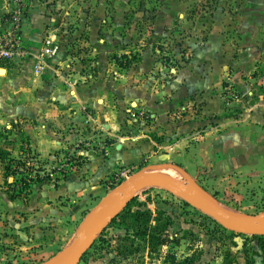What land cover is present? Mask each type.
<instances>
[{"label": "rangeland", "instance_id": "obj_1", "mask_svg": "<svg viewBox=\"0 0 264 264\" xmlns=\"http://www.w3.org/2000/svg\"><path fill=\"white\" fill-rule=\"evenodd\" d=\"M26 1L29 11L31 0ZM37 1L49 20L46 29H53L64 57L67 56L62 71L68 87L91 82L98 75L92 42L106 38L110 43L111 64L114 63V69L107 66L102 75L108 85L122 74L126 75L125 70H130L144 51L162 66L152 68L155 73L144 69L138 73L133 68L134 71L129 73L132 83L147 79L148 83L166 84L191 59H216L219 56L227 61L239 59L240 67H245L248 59L257 63L260 60L256 72L261 80L256 86L259 93L264 92V0ZM84 41L91 48L84 45ZM124 55L132 61L128 68L119 67L113 58L116 56L124 62ZM148 74H153L155 79L149 78ZM230 84L224 81L225 103L240 98V93ZM201 104L195 102L190 107L197 110ZM231 105L222 114L238 119L240 110L235 107L236 103ZM135 108L120 107L133 120L136 119L132 117ZM38 125L35 120L17 118L7 127L0 126V147L8 150L7 160L15 158L24 162L19 167L11 163L13 174L7 178L0 163V264H56L78 235L87 212L106 194L142 172L159 170H148L150 168L144 164L120 169L121 175L112 177L111 174L105 179V190L97 196L58 199L51 194L58 182L56 178H63L61 172L67 175L78 166L82 158L76 149L91 142L74 141L54 151L50 157L36 153L29 145L30 151H25L28 143L23 128ZM76 128L77 124L66 123L58 130L66 135ZM207 171L208 168L204 169L200 175ZM46 175L49 179L44 178ZM226 175L218 180H193L181 173L179 180L194 186L211 203L228 213L247 217L264 214V179L250 182L246 176L237 173ZM20 178L27 182L32 180L22 187ZM21 188L24 195L9 198V194ZM132 198L143 204L141 208L150 210L151 225L159 216L160 223L169 221L164 231L169 241L151 251L147 236L133 237L131 244L130 237L123 239L125 230L113 223L101 232L103 241L98 239L100 233L77 264H172L171 256L178 264H247L248 260L253 264H264V256L257 259L254 254L256 250L261 252L255 236H264V230L256 234L229 230L175 192L153 183L140 185ZM158 211H163L162 217Z\"/></svg>", "mask_w": 264, "mask_h": 264}, {"label": "crops", "instance_id": "obj_2", "mask_svg": "<svg viewBox=\"0 0 264 264\" xmlns=\"http://www.w3.org/2000/svg\"><path fill=\"white\" fill-rule=\"evenodd\" d=\"M7 2L0 0V29ZM29 5L21 36L30 55L21 63L0 62V126L7 127L17 118L35 120L37 127L23 130L29 147L47 157L74 141L91 142L76 149L81 164L54 184L51 194L56 198L97 196L105 190V179L120 167L141 164L148 170L168 166L193 180H218L228 173L246 176L250 182L264 179V92L259 93L256 86L261 80L256 72L260 60L248 59L240 67L239 59H191L171 82L142 79L132 83L133 68L138 73L143 69L155 73L152 68L162 66L143 51L126 75L108 85L102 75L107 66L114 69V63L105 38L92 42L98 75L91 82L68 87L62 48L41 70L35 69L42 39L57 35L46 29L49 20L42 4L31 0ZM82 43L91 48L87 41ZM152 75L148 77L154 80ZM224 81L231 82L241 99L224 102ZM195 102L202 103L197 110L190 107ZM234 103L240 110L238 119L225 117L224 109ZM126 106L140 108L143 116L131 119L120 109ZM66 123L78 128L63 135L58 128Z\"/></svg>", "mask_w": 264, "mask_h": 264}, {"label": "water", "instance_id": "obj_3", "mask_svg": "<svg viewBox=\"0 0 264 264\" xmlns=\"http://www.w3.org/2000/svg\"><path fill=\"white\" fill-rule=\"evenodd\" d=\"M146 183H153L175 192L187 203L210 215L229 230L256 234L264 229V214L247 217L225 212L220 206L202 197L194 186L170 178L161 172L145 171L110 191L85 215L79 226L78 235L56 264H77L95 237L123 210L133 197L135 189Z\"/></svg>", "mask_w": 264, "mask_h": 264}, {"label": "trees", "instance_id": "obj_4", "mask_svg": "<svg viewBox=\"0 0 264 264\" xmlns=\"http://www.w3.org/2000/svg\"><path fill=\"white\" fill-rule=\"evenodd\" d=\"M125 57L126 60L123 62L120 59H118L116 56L113 57L115 60L116 65H118L121 68H128L131 65V59H128L125 55L122 56ZM13 126V124H12ZM26 142L28 143V137H26ZM25 151H30V148L28 147V144L26 147H24ZM8 150L3 148L2 146L0 147V163L2 164L3 168V173L4 176L7 178L10 176L12 173L11 171V163H15L16 166L19 167V165L23 166L24 162H21L20 160H17L15 158L8 159ZM81 162H79L77 165H80ZM122 169V167H120ZM63 174V177L66 176L64 175V172H61ZM117 174L114 172L112 174V177H116ZM39 177V176H38ZM44 178H48L49 176L46 175ZM26 179V178H25ZM29 179V178H28ZM60 178H56V181H58ZM32 178L29 179L31 181ZM22 182V187H25L29 185V181L27 182L26 180L20 178ZM10 184V183H9ZM22 195V188L15 191L14 193L9 194L10 199H17L20 198ZM27 196V194H26ZM143 205L141 202H139L137 199L132 198L126 206L123 208V210L119 213V215L114 218L108 226L113 225V223H117L119 227H122L125 230V236L123 239H128V237L131 238V244H133V237L136 238H142L147 236V242H148V248L149 250H154L156 249L157 246L164 245L169 241L168 235L164 232L166 229V226L168 225L169 221H165L164 223H160V216L155 219V224L151 225V219H150V210L148 209H143L140 206ZM133 206H138V208H133ZM163 211H158V213L163 215ZM153 222V221H152ZM159 222V223H158ZM132 231V234L129 232ZM102 233L98 237L100 241H103L102 238ZM255 239L257 240V246L261 252L256 250L254 254L256 255L257 259H263L264 256V236H255ZM95 241V240H94ZM171 263L172 264H178L177 260L175 259L174 256L170 257ZM247 264H253L251 260L247 261Z\"/></svg>", "mask_w": 264, "mask_h": 264}, {"label": "built area", "instance_id": "obj_5", "mask_svg": "<svg viewBox=\"0 0 264 264\" xmlns=\"http://www.w3.org/2000/svg\"><path fill=\"white\" fill-rule=\"evenodd\" d=\"M26 5V0H8L7 2V8L1 21L2 28L0 29V62L13 61L21 63L30 55V50L21 36L22 18L27 11ZM59 48V43L55 38L50 35L45 36L35 56V69L37 71L41 70L48 59L56 56ZM132 116L139 118L143 116V111L140 108H135ZM129 167L133 166L124 167L121 171L128 170ZM121 171L116 172L117 176L122 174Z\"/></svg>", "mask_w": 264, "mask_h": 264}, {"label": "bare ground", "instance_id": "obj_6", "mask_svg": "<svg viewBox=\"0 0 264 264\" xmlns=\"http://www.w3.org/2000/svg\"><path fill=\"white\" fill-rule=\"evenodd\" d=\"M156 172H161L167 176H169L170 178H173L175 180H178L180 181L179 179L181 178V172L179 170H176L174 168H170L168 166H161L159 167V170L157 169ZM199 193V192H198ZM200 194V193H199ZM201 195V194H200ZM202 197H204L203 195H201ZM206 200L209 201V199L207 197H204ZM210 202V201H209ZM211 203V202H210ZM213 204V203H212ZM226 212V210H225ZM264 229L261 230V232L263 231Z\"/></svg>", "mask_w": 264, "mask_h": 264}]
</instances>
